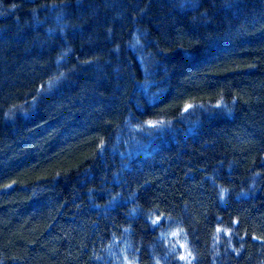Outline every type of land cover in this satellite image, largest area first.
Here are the masks:
<instances>
[{"label":"trees","instance_id":"1","mask_svg":"<svg viewBox=\"0 0 264 264\" xmlns=\"http://www.w3.org/2000/svg\"><path fill=\"white\" fill-rule=\"evenodd\" d=\"M189 262L264 264V0H0V264Z\"/></svg>","mask_w":264,"mask_h":264},{"label":"snow or ice","instance_id":"2","mask_svg":"<svg viewBox=\"0 0 264 264\" xmlns=\"http://www.w3.org/2000/svg\"><path fill=\"white\" fill-rule=\"evenodd\" d=\"M181 259H186V257H181ZM189 264H190V262H189Z\"/></svg>","mask_w":264,"mask_h":264}]
</instances>
